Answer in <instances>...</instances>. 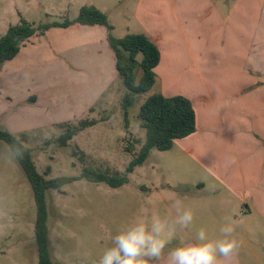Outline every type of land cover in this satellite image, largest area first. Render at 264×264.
<instances>
[{
    "label": "rangeland",
    "instance_id": "obj_1",
    "mask_svg": "<svg viewBox=\"0 0 264 264\" xmlns=\"http://www.w3.org/2000/svg\"><path fill=\"white\" fill-rule=\"evenodd\" d=\"M118 3L0 0V38L22 19L35 28L74 21L84 6L104 10L115 37L136 33L134 22L129 23L134 14L117 7ZM98 51L97 28L80 24L52 27L37 33L14 60L0 67V129L26 137L37 170L46 179H76L47 194L49 245L62 264H98L122 226L153 212L171 219L178 200L190 207L196 202L207 205L209 199L208 194H192L181 185L199 178L177 149L152 150L120 188L81 178L86 167L126 172L146 139V130L140 127V107L160 87L157 83L149 93L136 96L126 117L122 103L128 90L115 65L105 57L104 45ZM141 75L139 71L138 79ZM81 122L93 124L61 147L57 139L65 129L59 125L78 127ZM36 217L33 189L8 144L0 141V264H38ZM189 241L185 230H178L169 247Z\"/></svg>",
    "mask_w": 264,
    "mask_h": 264
},
{
    "label": "crops",
    "instance_id": "obj_2",
    "mask_svg": "<svg viewBox=\"0 0 264 264\" xmlns=\"http://www.w3.org/2000/svg\"><path fill=\"white\" fill-rule=\"evenodd\" d=\"M118 6L134 14L131 34L146 35L160 50L157 93L188 98L196 113V131L169 150L198 171L197 182L181 185L209 195L207 205L190 206L189 242L200 227L218 239L220 227L232 222L243 246L228 264H264V0H119ZM93 27L97 53L104 45L116 65L107 29Z\"/></svg>",
    "mask_w": 264,
    "mask_h": 264
},
{
    "label": "trees",
    "instance_id": "obj_3",
    "mask_svg": "<svg viewBox=\"0 0 264 264\" xmlns=\"http://www.w3.org/2000/svg\"><path fill=\"white\" fill-rule=\"evenodd\" d=\"M73 24L90 27L103 26L107 29L108 41L115 53L116 71L128 90L122 103L127 117L135 97L149 93L155 86L157 78L155 69L160 64L161 53L159 48L144 34H128L123 38L115 37L114 27L107 14L95 6L82 7L74 21L66 20L63 23L55 22L35 28L33 24L22 19L18 25L10 26L7 33L0 38V67L14 60L24 44L37 33H44L52 27L68 28ZM139 71H142V75L138 79ZM139 119L140 127L146 130V139L140 153L131 161L126 172L113 174L110 171L86 167L81 174L82 179L94 184L104 183L113 188H120L128 184L129 174L147 161L152 150L160 152L171 150L176 140L190 136L197 127L196 113L191 101L180 95L166 97L161 93L152 94L141 105ZM92 124L81 122L78 127L68 124L59 125L65 131L57 139L58 144L66 147L74 136ZM0 141L10 147L18 166L34 192L37 206L35 242L38 264H62L53 256L49 245L47 194L50 191L62 189L76 179L60 177L48 180L41 175L35 164L33 150L25 144V136L17 138L6 129H0Z\"/></svg>",
    "mask_w": 264,
    "mask_h": 264
},
{
    "label": "clouds",
    "instance_id": "obj_4",
    "mask_svg": "<svg viewBox=\"0 0 264 264\" xmlns=\"http://www.w3.org/2000/svg\"><path fill=\"white\" fill-rule=\"evenodd\" d=\"M173 208L171 219L153 212L150 217L122 226L112 236L98 264H228L239 253L243 241L235 234L232 222L220 227L218 239H210L206 228L200 227L191 242L169 247L178 230L191 231L195 220L194 209L181 201H176Z\"/></svg>",
    "mask_w": 264,
    "mask_h": 264
}]
</instances>
